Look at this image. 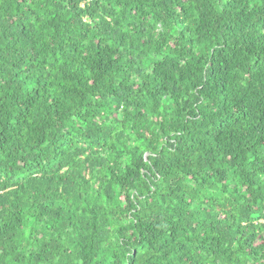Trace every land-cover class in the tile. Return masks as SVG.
Masks as SVG:
<instances>
[{"label": "trees", "instance_id": "1", "mask_svg": "<svg viewBox=\"0 0 264 264\" xmlns=\"http://www.w3.org/2000/svg\"><path fill=\"white\" fill-rule=\"evenodd\" d=\"M0 264H264V0H0Z\"/></svg>", "mask_w": 264, "mask_h": 264}]
</instances>
